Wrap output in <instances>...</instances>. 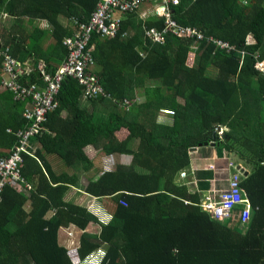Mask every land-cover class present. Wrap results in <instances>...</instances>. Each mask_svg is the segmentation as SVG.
Here are the masks:
<instances>
[{
    "label": "trees",
    "instance_id": "trees-1",
    "mask_svg": "<svg viewBox=\"0 0 264 264\" xmlns=\"http://www.w3.org/2000/svg\"><path fill=\"white\" fill-rule=\"evenodd\" d=\"M98 3L0 0V12L46 20L51 49L60 47L63 59L61 40L74 28L61 22L85 23ZM140 14L123 15L112 38L91 35L92 73L108 97L79 109L81 88L65 78L57 107L28 138L30 148L20 153L19 164L21 185L28 190L6 185L0 196V264H72L58 242L59 231L68 228L79 233L74 246L79 264H264V74L254 68L264 62V0H179L171 18L198 32V42L167 33L161 44L152 43L144 29L160 30L163 18ZM35 32L41 33L34 27ZM11 35L0 48L16 61L31 54L20 34ZM20 81L40 83L34 69ZM3 90L0 158L17 145L16 132L29 125L19 114L24 101ZM137 96L143 99L132 101ZM160 109L168 114L166 124L155 122ZM121 128L127 135L117 141L113 134ZM132 141L135 148L128 149ZM204 143L244 163L247 174L240 175L238 188L249 206L245 222L236 216L243 204L228 219H211L198 206L197 193L180 182L188 151ZM86 146L104 158L126 152L131 157L128 166L116 163L83 185L94 198L90 203L96 201L88 207L64 198L91 166ZM90 224L96 233L85 231Z\"/></svg>",
    "mask_w": 264,
    "mask_h": 264
},
{
    "label": "built area",
    "instance_id": "built-area-1",
    "mask_svg": "<svg viewBox=\"0 0 264 264\" xmlns=\"http://www.w3.org/2000/svg\"><path fill=\"white\" fill-rule=\"evenodd\" d=\"M178 3L179 0H99L97 7L85 23L69 18L67 23L74 28V31L70 36L61 40L65 57L52 72H46L44 63L40 61L30 70L34 69L37 72L41 86L37 83H21L20 78L27 73L20 63L8 54L7 48H0V87L11 92L13 99L24 101L25 108L22 118L29 122L24 130L16 132L18 142L15 148L7 157L0 158V196L6 185L22 191L20 190L22 179L19 175L20 153L28 152L30 148L28 138L43 129L46 116L57 107L56 96L65 78L76 81L81 88L80 98L84 101H91L99 96L108 97L99 85L96 75L92 73L91 35L94 33L102 38L114 37L123 15L137 10L141 4H150L152 9L149 14L163 18V27L160 30L144 29V36L148 40L161 44L164 35L170 33L189 37L198 42L202 38L198 32L178 26L171 18L172 8ZM146 15H148L146 12H141L140 17L143 18ZM207 41L225 51L231 50V46L217 39L208 38ZM254 68L264 74L263 61H257ZM126 103L127 101H124V104ZM238 168L240 166L229 161L228 158L223 161L222 165H208L210 171L220 172L226 176L225 179L220 178L219 180L226 182L224 189H219L212 196H203L198 203V206L206 211L211 219L217 221L228 219L231 216V209L242 204L243 207L236 216L240 223L248 219L249 206L242 199L238 188L239 177L242 175ZM22 188L28 190V187L22 186ZM76 264L79 262L77 261Z\"/></svg>",
    "mask_w": 264,
    "mask_h": 264
},
{
    "label": "crops",
    "instance_id": "crops-1",
    "mask_svg": "<svg viewBox=\"0 0 264 264\" xmlns=\"http://www.w3.org/2000/svg\"><path fill=\"white\" fill-rule=\"evenodd\" d=\"M125 18V15L123 16V19ZM15 22V25L14 22ZM16 23L18 24V28L16 26ZM62 26H66L67 28L70 27L67 23V21H62L61 22ZM14 26V27H13ZM13 27V28H12ZM36 27L39 32L32 33V29ZM22 28L26 33H19ZM51 31L50 27L48 26V23L46 20L42 19H33L29 20L25 17L21 18H15L14 16L7 15L4 12H0V44L2 43L3 40H7L9 32L12 33L11 38L13 36H20L25 42L26 49H31L32 51L30 52L31 54L26 55L22 59H18L21 67L25 71L24 76L25 77L30 73L31 69L34 68V66L40 61L44 63L45 68H47L48 71H52L62 60V56H60L61 48L60 47H55L54 51H52V42H50V36L49 32ZM32 33V36L30 34ZM29 35V36H28ZM39 45L37 46L36 45ZM92 70H95V65H93ZM30 71V72H29ZM21 82V81H20ZM22 83V82H21ZM27 83V82H23ZM38 86H41L40 83H37ZM4 91L0 87V92ZM132 101H137V99H134ZM90 101H84L80 97L78 99V105L79 109H86L89 105ZM25 108V103L23 110ZM19 112L22 117V112ZM163 109H160L159 112L156 115L155 122L158 124H166L165 119V112H162ZM94 115H100L98 112H94ZM66 114L62 112L60 115L61 118H65ZM114 138L117 141H122L125 139V136L127 135V131L123 128L117 130L114 134ZM36 147V145H34ZM128 146V144H127ZM211 146V145H210ZM208 145H203L202 147L195 148V150H189V166L187 169L182 170L180 173V182L183 183L186 187H189L191 190H194L197 195H198V200L200 201L203 196L205 195H210L216 194V191L219 189H224L226 183L224 180L219 181L221 179H225L226 176L223 175L220 172H212L208 169V165L214 164V165H222L223 161L225 159H230V156L223 157L222 154H218V150L215 148L210 149L211 147ZM135 148V144L132 141L131 144L128 146V149ZM83 152L86 157H88L91 160V166H87L86 170L78 177L77 179V184H79V187H74L70 186L68 190L66 191V197L64 198L68 201L75 202L80 205H86L87 207L89 204H92L94 201L90 202L93 197H90L89 195H86L83 192V185L87 183L88 180L94 181L97 179V177L106 169H109V167H114L115 164L123 165V166H128V164L131 161V157L129 153H122V154H112L108 158L102 157L101 153L99 150L94 149L91 146H86L83 149ZM224 159V160H223ZM237 165L240 166V168L243 169V172H246L247 174V169L245 170L242 166L245 167L244 163L242 161L236 162ZM85 164V163H84ZM81 167V165H78ZM246 168V167H245ZM212 177H211V175ZM208 176L210 178H208ZM213 192V193H212ZM80 201V202H79ZM96 205V201L94 202ZM100 205V204H99ZM102 209V208H101ZM104 210V209H103ZM106 212V211H105ZM93 225V224H90ZM87 226V229L85 230L88 232V230L92 231V228H94V233H96L98 230L96 229V226ZM76 231L77 236L79 237V233L77 230L73 228H68V229H61L58 233V242H64L67 244V246H70L68 243H72V241L67 239H64V232L65 236L67 235L66 233L71 232V231ZM77 242L72 243V246ZM62 245V244H60ZM74 248V247H73Z\"/></svg>",
    "mask_w": 264,
    "mask_h": 264
},
{
    "label": "rangeland",
    "instance_id": "rangeland-1",
    "mask_svg": "<svg viewBox=\"0 0 264 264\" xmlns=\"http://www.w3.org/2000/svg\"><path fill=\"white\" fill-rule=\"evenodd\" d=\"M151 9H152V5H150V4H141L139 7H138V9H137V11L139 12V13H141V12H146V14H149V12L151 11ZM248 41H250V39H247ZM189 56H191L192 54L191 53H189L188 54ZM148 84H150V83H148ZM140 92H142V89H139V91H137V95H140ZM141 98L143 99V97L141 96H137V101L139 102L140 100H141ZM162 112H165V113H167L166 111H164V110H162L161 111V113ZM168 114H165V119H164V121H168V118L166 117ZM217 134H219L220 133V131L219 132H216ZM232 159H234V161L236 160V157H232ZM236 162V161H235ZM80 202V201H79ZM88 203H90V202H88ZM108 212H109V210H108ZM107 213V212H106ZM90 226H94V225H90ZM76 231H71V232H67L66 234V236H65V232H64V236H62V237H64V239H67V241L68 240H70V241H72V243H74V242H77L78 241V236H77V233H75ZM89 232H90V230H89ZM90 233H94V228H92V231L90 232ZM64 242H60V244H62L67 250H68V256H69V258H70V260H71V262H72V264H76L77 263V261L79 262V260H78V258L76 257V255H75V252H74V246H75V244L72 246V243L70 242V243H68L70 246H67V242L65 243V240H63ZM83 264H86V263H83ZM89 264V263H88Z\"/></svg>",
    "mask_w": 264,
    "mask_h": 264
},
{
    "label": "water",
    "instance_id": "water-1",
    "mask_svg": "<svg viewBox=\"0 0 264 264\" xmlns=\"http://www.w3.org/2000/svg\"><path fill=\"white\" fill-rule=\"evenodd\" d=\"M236 56H240V53H236L235 54ZM204 146L207 145L206 143L203 144ZM211 146H213V143H210ZM191 151L192 150H195V148H191L190 149ZM239 171L243 172V169L242 168H238ZM243 175L245 176L246 175V172L243 173Z\"/></svg>",
    "mask_w": 264,
    "mask_h": 264
},
{
    "label": "clouds",
    "instance_id": "clouds-1",
    "mask_svg": "<svg viewBox=\"0 0 264 264\" xmlns=\"http://www.w3.org/2000/svg\"><path fill=\"white\" fill-rule=\"evenodd\" d=\"M215 131H216V132H219V131H220V129H219V128H217ZM220 132H221V131H220ZM242 173H244V172H242Z\"/></svg>",
    "mask_w": 264,
    "mask_h": 264
}]
</instances>
